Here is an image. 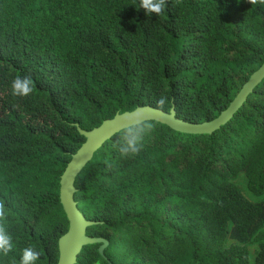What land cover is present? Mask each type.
<instances>
[{
    "label": "trees",
    "instance_id": "1",
    "mask_svg": "<svg viewBox=\"0 0 264 264\" xmlns=\"http://www.w3.org/2000/svg\"><path fill=\"white\" fill-rule=\"evenodd\" d=\"M264 61V4L166 0H0V201L19 264H57L68 230L60 177L90 131L137 107L192 124L216 118ZM35 87L13 97L11 82ZM135 156L115 134L75 179L91 238L75 264H264V79L211 134L157 121ZM245 182L243 193L237 184ZM252 196L257 197L253 203Z\"/></svg>",
    "mask_w": 264,
    "mask_h": 264
},
{
    "label": "water",
    "instance_id": "2",
    "mask_svg": "<svg viewBox=\"0 0 264 264\" xmlns=\"http://www.w3.org/2000/svg\"><path fill=\"white\" fill-rule=\"evenodd\" d=\"M263 79L264 61L242 85L228 107L216 118L208 122L192 124L176 118L173 108L166 113L151 106H143L137 107L132 111L116 114L113 118L103 121L98 127L90 131H84L77 127L85 141L76 153L72 155L60 177L59 198L68 220V230L58 240L59 255L57 264H75L82 248L87 245L100 244L98 251L102 255L108 244L103 238H91L86 235V229L95 223L87 221L78 210L74 201V182L81 170L91 161L94 153L106 141L122 131V121L129 113H133L138 109L142 110L145 113L146 120L157 121L180 133L191 135L211 134L232 119L234 114L243 106L247 97Z\"/></svg>",
    "mask_w": 264,
    "mask_h": 264
},
{
    "label": "clouds",
    "instance_id": "3",
    "mask_svg": "<svg viewBox=\"0 0 264 264\" xmlns=\"http://www.w3.org/2000/svg\"><path fill=\"white\" fill-rule=\"evenodd\" d=\"M257 2L264 4V0H248L250 4ZM166 7V0H140V8H142L147 15H160ZM35 87L31 76L20 77L17 76L11 82L10 92L13 97H28ZM157 110H162L167 103V97L161 96L157 100ZM123 135L119 142V153L121 157H130L137 155L143 147V139L146 134L152 131L153 124L145 118V113L142 110H136L129 113L122 121ZM5 202L0 201V221L5 219ZM12 237L6 231L3 223H0V253L5 256L12 250ZM40 253L34 246H28L22 251V256L19 264H36Z\"/></svg>",
    "mask_w": 264,
    "mask_h": 264
},
{
    "label": "rangeland",
    "instance_id": "4",
    "mask_svg": "<svg viewBox=\"0 0 264 264\" xmlns=\"http://www.w3.org/2000/svg\"><path fill=\"white\" fill-rule=\"evenodd\" d=\"M237 184H238V186L240 187V189L243 191V193H244L245 195H247V193H246V191H245V182L243 181L242 178H239V179H238ZM249 198L253 200V201H252L253 203H256L257 200H259L257 197H254V196H252V198H251V197H249Z\"/></svg>",
    "mask_w": 264,
    "mask_h": 264
}]
</instances>
